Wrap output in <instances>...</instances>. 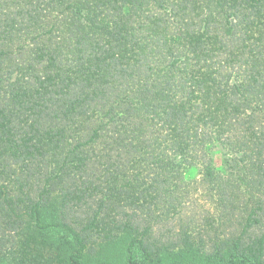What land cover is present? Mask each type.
Wrapping results in <instances>:
<instances>
[{"label":"trees","instance_id":"obj_1","mask_svg":"<svg viewBox=\"0 0 264 264\" xmlns=\"http://www.w3.org/2000/svg\"><path fill=\"white\" fill-rule=\"evenodd\" d=\"M0 264H264V0H0Z\"/></svg>","mask_w":264,"mask_h":264},{"label":"rangeland","instance_id":"obj_2","mask_svg":"<svg viewBox=\"0 0 264 264\" xmlns=\"http://www.w3.org/2000/svg\"><path fill=\"white\" fill-rule=\"evenodd\" d=\"M195 197V201H196V199H197V201H196V203H195V207L196 208H194L195 210L194 211H196V212H198L197 214H201V215H203L202 214V212L204 213V211H203V209H205V210H207V209H209L210 208V206L208 205V204H206L207 206H206V208H202V205H203V203H205L203 200H204V197H203V195H202V193H198L196 196H194ZM211 209V208H210ZM189 212V211H188ZM172 225H176V223H174V224H172ZM175 229L177 230L178 229V226H176L175 227ZM155 230H156V233H158V234H160V233H164V232H166V227H164V226H157L156 228H155Z\"/></svg>","mask_w":264,"mask_h":264}]
</instances>
